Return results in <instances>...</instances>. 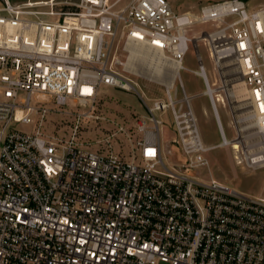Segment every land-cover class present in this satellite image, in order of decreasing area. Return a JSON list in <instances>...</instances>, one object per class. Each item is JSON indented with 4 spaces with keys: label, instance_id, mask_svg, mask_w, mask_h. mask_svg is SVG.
Here are the masks:
<instances>
[{
    "label": "built area",
    "instance_id": "2783aa9c",
    "mask_svg": "<svg viewBox=\"0 0 264 264\" xmlns=\"http://www.w3.org/2000/svg\"><path fill=\"white\" fill-rule=\"evenodd\" d=\"M199 22L217 27L205 37L209 55L240 65L264 157V7L221 0L194 15L168 0H0V264H264V196L191 174L231 141L188 34ZM190 44L215 110L216 145L205 144L180 78ZM144 46L162 51L166 70L179 65L166 98L152 103L137 81ZM105 87L137 95L148 113L127 134V157L77 134L86 113L70 109L93 112ZM54 110L74 115L67 139L43 133ZM166 110L175 134L163 146ZM246 141L248 152L255 144ZM252 156L251 165L264 164Z\"/></svg>",
    "mask_w": 264,
    "mask_h": 264
},
{
    "label": "rangeland",
    "instance_id": "374dc122",
    "mask_svg": "<svg viewBox=\"0 0 264 264\" xmlns=\"http://www.w3.org/2000/svg\"><path fill=\"white\" fill-rule=\"evenodd\" d=\"M12 4H23L29 0H10ZM39 1V0H35ZM124 2L127 0H123ZM172 9L177 13H190L198 15L203 6L221 0H168ZM249 8L264 7V0H245ZM60 5L55 6L57 10ZM45 9L48 7L34 6L32 10ZM211 23H196L188 34L196 38L198 49L202 54L211 86L216 89L225 103H219L218 110L225 134L230 141L227 146H218L205 153L208 164L193 169L194 176L201 178H216L226 182L239 191L257 196H264V166L254 167L250 164V157L258 151L260 144L259 134L250 119V104L235 102L239 88L237 84L243 80L240 65L234 57H228L216 61L209 55V47L205 40L206 35L216 29ZM197 50V48H196ZM121 57V56H120ZM123 58V57H121ZM137 70L142 76L137 78L141 91L145 93V99L152 103L157 98H166V83L173 80L174 71H160L154 80L150 79V67L139 61ZM184 68L180 69V78L189 95H194L192 106L195 112L201 135L206 145L221 143V136L217 123L211 110V104L207 95H200L205 90V84L195 71L199 65L196 59L195 49L192 44L183 61ZM136 68V66H135ZM136 78L135 76H132ZM175 79V78H174ZM172 93L176 98L182 97L181 86L178 79L175 80V88ZM246 100V98H244ZM76 113H86L80 122L77 134L82 141L87 142L95 150L103 153L114 152L128 156L130 146L127 142V134L134 131L139 119L146 116L147 110L142 100L135 94L119 89L105 87L99 94L96 109L92 112L88 108L76 107L70 109ZM66 111H52L43 124L44 134L57 136L62 139L69 138L76 129L74 115ZM163 119L162 142L163 146L174 137V119L172 112L166 110L160 112ZM246 140L255 144V147L245 150ZM237 142L238 149L233 147ZM173 148V143L171 147ZM250 152L252 154H250ZM168 161L172 157L168 156Z\"/></svg>",
    "mask_w": 264,
    "mask_h": 264
},
{
    "label": "bare ground",
    "instance_id": "6f19581e",
    "mask_svg": "<svg viewBox=\"0 0 264 264\" xmlns=\"http://www.w3.org/2000/svg\"><path fill=\"white\" fill-rule=\"evenodd\" d=\"M140 53V58H138V61H143L145 63H147L150 67V76L149 78L153 79L155 78V76H158L160 71H164V68H165V65L167 64L166 62V59L164 57V54L162 53L161 50L157 49V48H154V47H147V46H144L143 48H141V50L139 51ZM133 60V55L130 56V59L128 61V65H133V66H136L137 62H132ZM179 65L175 64L174 68H175V72L177 71ZM156 75L154 76L153 74ZM174 81V77H173V80L171 82H168L166 84H169L171 85ZM237 87L239 88V91L237 92V96L234 95L233 97H235V102H242V103H247L248 102V97H247V91H246V88H245V83L243 80H240V82L237 84ZM210 92H212L214 94V97L216 99V101L218 102H222L223 99L220 97V94L217 93L218 91L216 89H214L212 86H211V90L207 93L209 94ZM244 98H246V100H244ZM221 120V119H220ZM222 124V122H221ZM223 126V125H222ZM224 129V128H223ZM230 144V141H228L226 144H223V145H220V146H227ZM239 146L237 144V142H235L233 144V147L235 149H238L239 151ZM213 149V148H212ZM253 158H255V161H262L264 160V157H262V154L260 152H256V154H254L252 156ZM264 164H261V165H258L257 167H263Z\"/></svg>",
    "mask_w": 264,
    "mask_h": 264
},
{
    "label": "crops",
    "instance_id": "0c3cea01",
    "mask_svg": "<svg viewBox=\"0 0 264 264\" xmlns=\"http://www.w3.org/2000/svg\"><path fill=\"white\" fill-rule=\"evenodd\" d=\"M253 9H256V8H253ZM200 77V76H199ZM200 95H206L204 92L202 93V94H200ZM191 96V98L193 99L194 97H196V96H192V95H190ZM192 101V100H191ZM194 109V108H193ZM211 110H212V113H213V115H214V118H215V121H216V115H215V110H213V108H212V106H211ZM217 114H218V116H219V118H220V114H219V110H218V107H217ZM217 123V122H216Z\"/></svg>",
    "mask_w": 264,
    "mask_h": 264
}]
</instances>
